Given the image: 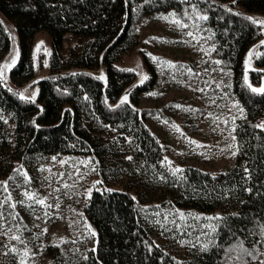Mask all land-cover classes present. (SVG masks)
Listing matches in <instances>:
<instances>
[{
	"label": "trees",
	"instance_id": "1",
	"mask_svg": "<svg viewBox=\"0 0 264 264\" xmlns=\"http://www.w3.org/2000/svg\"><path fill=\"white\" fill-rule=\"evenodd\" d=\"M189 7L207 17L202 36L232 74L245 109L235 125L236 164L224 172L177 170L166 161L138 105L155 75L139 81L138 69L123 63L147 16ZM248 17L264 20V0H0V52L11 29L21 45L18 62L0 76V185L26 173L33 178L59 153L91 155L101 178L83 206L94 234L80 247L51 245L50 264L264 261V94L248 84L264 87V25ZM41 31L54 51L49 71L37 77L31 41ZM131 83L130 100H118ZM33 84L35 100L24 93ZM168 241L184 249L167 250Z\"/></svg>",
	"mask_w": 264,
	"mask_h": 264
},
{
	"label": "rangeland",
	"instance_id": "2",
	"mask_svg": "<svg viewBox=\"0 0 264 264\" xmlns=\"http://www.w3.org/2000/svg\"><path fill=\"white\" fill-rule=\"evenodd\" d=\"M201 16L193 7L150 14L141 23L137 48L123 63L138 69L139 81L148 73L155 75L152 87L138 96V105L146 109V123L160 139L166 161L177 170L192 165L224 172L236 164L235 125L245 109L233 90L232 74L221 68L211 53L212 46L202 36ZM10 38L8 49L0 52L3 77L21 55L15 29L10 30ZM31 43L36 76L40 77L49 71L54 45L46 31L37 33ZM257 45L251 46V54ZM164 61H170L171 66ZM245 64L248 80L250 53ZM132 84L118 100H130ZM248 84L263 87V83ZM24 93L37 99L39 84L27 85ZM98 173L91 155L59 153L41 164L31 179L27 173L5 179L0 185V264H50L51 245L80 247L82 238L92 236L94 230L85 219L83 206L101 180ZM182 248V243L170 241L166 247L175 252Z\"/></svg>",
	"mask_w": 264,
	"mask_h": 264
},
{
	"label": "snow or ice",
	"instance_id": "3",
	"mask_svg": "<svg viewBox=\"0 0 264 264\" xmlns=\"http://www.w3.org/2000/svg\"><path fill=\"white\" fill-rule=\"evenodd\" d=\"M173 15H175V14H173ZM200 18H201V19H207L206 16H201ZM247 19L250 20L253 24L264 25V20L257 21V20H255V19L252 18V17H248ZM174 22L177 23V24L180 23L179 20H174ZM189 35H191V33H189ZM41 43H42V42H41ZM262 43H264V42H262ZM38 47H39V46H38ZM250 55H251V53H250ZM12 63H13V64L15 63V59L12 61ZM162 63H166V64H169V65L171 66V62H170V61H164V62H162ZM217 63H219V61H217ZM4 67L7 68V67H10V65H5ZM2 75H3V72L0 71V76H2ZM101 78H102V77H101ZM144 79H147V77H144ZM249 87L251 88V90H252L253 92L264 94V87L256 88V87H252L251 84H249ZM21 98H23V94H21ZM126 100H127V97H125V100L122 101V102H126ZM165 123H167V122H165ZM258 127L264 128V124H262V125H258ZM65 187H67V185H65ZM30 198H31V197H30ZM38 203L43 204L44 201H43V200H39ZM13 207H14V205H13ZM217 219H219V218H217ZM93 234H94V233H93ZM15 238H16V239H19V237H15ZM12 251H15V249H13ZM244 251L247 253V255H249V256L252 255V253H251L250 251H248L247 249H245ZM254 258H255V257H254ZM261 264H264V261H261Z\"/></svg>",
	"mask_w": 264,
	"mask_h": 264
}]
</instances>
